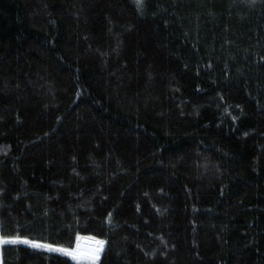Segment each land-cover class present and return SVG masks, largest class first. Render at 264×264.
<instances>
[{
	"label": "trees",
	"instance_id": "obj_1",
	"mask_svg": "<svg viewBox=\"0 0 264 264\" xmlns=\"http://www.w3.org/2000/svg\"><path fill=\"white\" fill-rule=\"evenodd\" d=\"M77 236L97 264H264V0H0V238Z\"/></svg>",
	"mask_w": 264,
	"mask_h": 264
},
{
	"label": "snow or ice",
	"instance_id": "obj_2",
	"mask_svg": "<svg viewBox=\"0 0 264 264\" xmlns=\"http://www.w3.org/2000/svg\"><path fill=\"white\" fill-rule=\"evenodd\" d=\"M137 6H142L143 0H135ZM83 237L77 236L76 237V247L73 250H69L66 248L56 247L53 248L51 245L42 244L30 241L29 239H21V238H12V239H3L0 238V243L2 244H25L30 245L33 248H44L49 251H56L63 253L64 255L70 257L71 259L78 262L80 261H87V264H96V261L99 259L100 252L103 250L105 241L102 239H95L93 237L86 238L90 241V245L87 248H84L79 243Z\"/></svg>",
	"mask_w": 264,
	"mask_h": 264
},
{
	"label": "water",
	"instance_id": "obj_3",
	"mask_svg": "<svg viewBox=\"0 0 264 264\" xmlns=\"http://www.w3.org/2000/svg\"><path fill=\"white\" fill-rule=\"evenodd\" d=\"M76 243H77V241L75 242V244H74V246H73V249H75V247H76ZM42 249H44V248H42ZM72 249V250H73ZM47 250V249H46ZM49 251V250H48ZM51 252H55V253H58V254H61V255H64L63 253H60V252H56V251H51ZM102 252V251H101ZM101 252H100V254H101ZM64 256H66V255H64ZM100 256V255H99ZM68 257V256H67ZM69 259H71L70 257H68ZM74 263H76V261L75 260H73V259H71Z\"/></svg>",
	"mask_w": 264,
	"mask_h": 264
},
{
	"label": "rangeland",
	"instance_id": "obj_4",
	"mask_svg": "<svg viewBox=\"0 0 264 264\" xmlns=\"http://www.w3.org/2000/svg\"><path fill=\"white\" fill-rule=\"evenodd\" d=\"M98 261V260H97ZM97 261H96V264H97Z\"/></svg>",
	"mask_w": 264,
	"mask_h": 264
}]
</instances>
